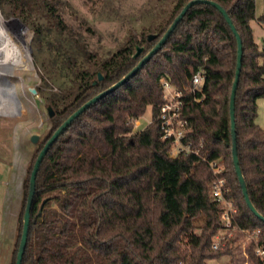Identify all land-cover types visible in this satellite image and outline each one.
I'll list each match as a JSON object with an SVG mask.
<instances>
[{
    "label": "trees",
    "instance_id": "obj_1",
    "mask_svg": "<svg viewBox=\"0 0 264 264\" xmlns=\"http://www.w3.org/2000/svg\"><path fill=\"white\" fill-rule=\"evenodd\" d=\"M191 1L173 0L152 29L129 35L119 50L99 58L65 23L60 0H0L5 15L33 30L65 86L50 95L37 89L55 114L24 184L11 264L17 261L31 173L45 144L84 104L131 72ZM207 1L225 10L242 39L235 99L237 151L249 198L264 217V129L256 123L257 101L264 98V49L254 42L251 27L252 21L264 24V12L256 17V0ZM35 13L46 17L47 26ZM150 34L157 38L149 41ZM137 47L143 51L134 58ZM237 62V38L222 13L209 3L192 6L133 78L91 105L50 147L36 178L21 264H207L232 255V240L219 250L212 247L223 228L220 208L210 194L216 175L209 163L216 160L223 161L219 176L226 179L228 197L234 199L235 223L241 229L260 230L263 243L264 221L249 209L233 159L230 101ZM198 72L204 81L196 97L204 98L196 102L187 95L184 114L189 139L202 149L200 155L172 158L171 143L162 138L158 120L160 82L167 78L184 90ZM148 107L151 124L134 134L135 123ZM198 220L203 221L199 233ZM247 253L253 264H263L253 245Z\"/></svg>",
    "mask_w": 264,
    "mask_h": 264
},
{
    "label": "rangeland",
    "instance_id": "obj_2",
    "mask_svg": "<svg viewBox=\"0 0 264 264\" xmlns=\"http://www.w3.org/2000/svg\"><path fill=\"white\" fill-rule=\"evenodd\" d=\"M60 13L65 23L81 35L88 49L99 58H108L119 50L129 35H140L152 29L168 13L173 0H60ZM264 12V0H256V13ZM41 22L47 26L45 16ZM43 15V14H42ZM0 29L9 35L19 29L16 19L29 32L28 49L32 61L29 71H17L10 78L14 89L0 88V264H11L18 237V217L22 208L24 184L38 144L50 129L48 106L38 92L45 95L60 93L65 87L57 66L51 63V55L41 42L34 40V33L19 18L5 15L0 9ZM254 42L264 49V24L252 22ZM4 30V29H3ZM52 37H55L53 32ZM264 65V58L260 59ZM33 70V71H32ZM44 79L48 82L45 84ZM256 123L264 129V98L257 101ZM9 113V114H7ZM152 122V108L135 123L133 133L147 128ZM39 136L33 142V137ZM202 220L196 222L200 232ZM233 254L207 264H253L248 256L249 242L239 233L230 239ZM260 260V259H259Z\"/></svg>",
    "mask_w": 264,
    "mask_h": 264
},
{
    "label": "built area",
    "instance_id": "obj_3",
    "mask_svg": "<svg viewBox=\"0 0 264 264\" xmlns=\"http://www.w3.org/2000/svg\"><path fill=\"white\" fill-rule=\"evenodd\" d=\"M204 77L201 72L193 76L191 85L186 89L178 88L167 78L161 79L162 103L158 107V120L162 132V138L171 143L169 155L172 158L178 156L200 155L202 144H194L189 139V122L184 114L187 95H193L196 102H202L203 98L196 97L198 92L202 91ZM210 167L216 175L211 185L210 194L214 202L220 208V216L223 222V228L215 236L213 249L219 250L227 246L228 241L239 233L246 237L249 246H254V252L260 261L264 264V242L260 243V230L241 229L235 223L237 208L234 199L229 196V188L225 178L219 176L224 171L222 160L210 162Z\"/></svg>",
    "mask_w": 264,
    "mask_h": 264
},
{
    "label": "water",
    "instance_id": "obj_4",
    "mask_svg": "<svg viewBox=\"0 0 264 264\" xmlns=\"http://www.w3.org/2000/svg\"><path fill=\"white\" fill-rule=\"evenodd\" d=\"M198 3H209L212 6L216 7L222 13V15L225 17L226 21L230 25L232 31L234 32V34H235V36L237 38V43H238V62H237L236 77H235V81H234V84H233V90H232L231 101H230L231 127H232V137H233V159H234V164H235V167H236V172H237V175H238V178H239V182H240L242 191H243L244 196H245L246 203H247L249 209L252 211V213L258 219L264 221V217L261 216L258 213V211L255 209V207L253 206V204H252V202H251V200L249 198L247 187H246V183H245V179H244V176L242 174L241 168L239 166V158H238V151H237V141H236L237 135H236V123H235V99H236V91H237V88H238V84H239V80H240V74H241V68H242V58H243L242 39H241L240 35L238 34V32H237L232 20L230 19V17L227 15L225 10L220 5H218L215 2H210V1H207V0H192L191 2H189L184 7L182 12L175 19V21L173 22L171 27L168 29V31L162 37V39L157 43V45L154 47V49L149 54H147L131 72H129L122 80H120L118 83H116L110 89L102 92L101 94L97 95L96 97H94L93 99L88 101L86 104H84L79 110H77L72 116H70L57 129V131L52 135L50 140L45 144V146L43 147L42 151L38 155V158H37V160H36V162L34 164L33 171L31 173L30 184H29L30 189H29V194H28V199H27L26 210H25V214H24L23 232H22L20 246H19V250H18V254H17L16 264H21L22 263L23 255H24V252L26 250L27 241H28V233H29V225H30V220H31V217H30L31 206H32L33 198H34L35 191H36V178H37V174H38L39 169H40V165L43 162L47 152L50 149V147L65 132V130L68 128V126L76 118H78L82 113H84L87 109H89L91 105L97 103L99 100L103 99L105 96L113 93L114 91L119 89L121 86H123L127 81H129L131 78H133L136 75V73L139 70H141L143 68V66H145L146 63L149 62L150 59L155 54H157L158 51L165 45L166 41L171 36L173 31L176 29L178 24L181 22V20L184 18V16L187 14L188 10L192 6H194V5L198 4ZM156 38H157L156 34H150L148 36V40L149 41H152V40H154ZM142 51H143V48L137 47V51H136V53L134 55V58H137L138 56H140ZM102 79H103L102 75L99 74L98 81H101ZM96 83H97V81L93 82L94 85ZM30 92L32 94H34V95L37 94V90L35 88H30ZM48 113H49V117L50 118L53 117L54 114H55L51 107H48ZM38 139H39V136L35 135L32 140H33V142L36 143L38 141Z\"/></svg>",
    "mask_w": 264,
    "mask_h": 264
},
{
    "label": "bare ground",
    "instance_id": "obj_5",
    "mask_svg": "<svg viewBox=\"0 0 264 264\" xmlns=\"http://www.w3.org/2000/svg\"><path fill=\"white\" fill-rule=\"evenodd\" d=\"M15 21L19 26L15 34L9 35L5 28L0 29V88L10 90L15 87L11 83L10 78L17 71H29L32 69V61L28 49L29 32L19 20L16 19Z\"/></svg>",
    "mask_w": 264,
    "mask_h": 264
},
{
    "label": "crops",
    "instance_id": "obj_6",
    "mask_svg": "<svg viewBox=\"0 0 264 264\" xmlns=\"http://www.w3.org/2000/svg\"><path fill=\"white\" fill-rule=\"evenodd\" d=\"M256 17L258 18L259 16L257 15V13H256ZM253 22V21H252ZM252 22H251V27H252ZM252 30H253V27H252ZM253 32H254V30H253Z\"/></svg>",
    "mask_w": 264,
    "mask_h": 264
}]
</instances>
